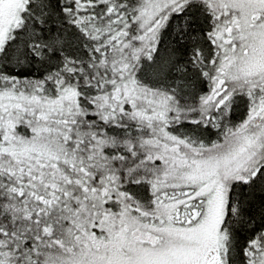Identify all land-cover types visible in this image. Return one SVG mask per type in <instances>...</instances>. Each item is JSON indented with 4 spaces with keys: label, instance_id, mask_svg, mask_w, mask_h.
<instances>
[{
    "label": "snow or ice",
    "instance_id": "obj_1",
    "mask_svg": "<svg viewBox=\"0 0 264 264\" xmlns=\"http://www.w3.org/2000/svg\"><path fill=\"white\" fill-rule=\"evenodd\" d=\"M0 264H264V0H0Z\"/></svg>",
    "mask_w": 264,
    "mask_h": 264
},
{
    "label": "trees",
    "instance_id": "obj_2",
    "mask_svg": "<svg viewBox=\"0 0 264 264\" xmlns=\"http://www.w3.org/2000/svg\"><path fill=\"white\" fill-rule=\"evenodd\" d=\"M233 119L234 120H240V119H242V110L241 111H238L237 113H235L234 116H233Z\"/></svg>",
    "mask_w": 264,
    "mask_h": 264
}]
</instances>
